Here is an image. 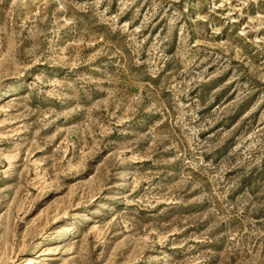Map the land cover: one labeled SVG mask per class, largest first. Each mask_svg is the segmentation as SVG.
Returning a JSON list of instances; mask_svg holds the SVG:
<instances>
[{
    "label": "rangeland",
    "instance_id": "obj_1",
    "mask_svg": "<svg viewBox=\"0 0 264 264\" xmlns=\"http://www.w3.org/2000/svg\"><path fill=\"white\" fill-rule=\"evenodd\" d=\"M0 264H264V0H0Z\"/></svg>",
    "mask_w": 264,
    "mask_h": 264
}]
</instances>
